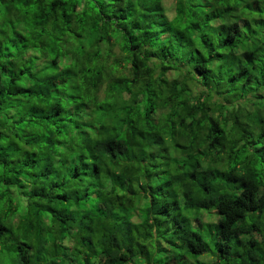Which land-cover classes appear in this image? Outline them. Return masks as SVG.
<instances>
[{"label":"trees","instance_id":"obj_1","mask_svg":"<svg viewBox=\"0 0 264 264\" xmlns=\"http://www.w3.org/2000/svg\"><path fill=\"white\" fill-rule=\"evenodd\" d=\"M0 264H264V0H0Z\"/></svg>","mask_w":264,"mask_h":264},{"label":"rangeland","instance_id":"obj_2","mask_svg":"<svg viewBox=\"0 0 264 264\" xmlns=\"http://www.w3.org/2000/svg\"><path fill=\"white\" fill-rule=\"evenodd\" d=\"M204 221H206V222H207V221H208V219H207V218H204Z\"/></svg>","mask_w":264,"mask_h":264}]
</instances>
